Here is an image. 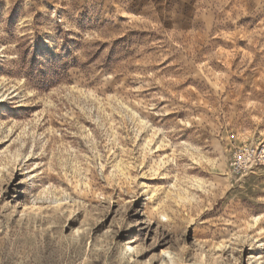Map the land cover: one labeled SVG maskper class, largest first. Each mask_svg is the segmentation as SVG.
Segmentation results:
<instances>
[{"label": "rangeland", "instance_id": "374dc122", "mask_svg": "<svg viewBox=\"0 0 264 264\" xmlns=\"http://www.w3.org/2000/svg\"><path fill=\"white\" fill-rule=\"evenodd\" d=\"M261 142L264 0H0V264H264Z\"/></svg>", "mask_w": 264, "mask_h": 264}, {"label": "built area", "instance_id": "2783aa9c", "mask_svg": "<svg viewBox=\"0 0 264 264\" xmlns=\"http://www.w3.org/2000/svg\"><path fill=\"white\" fill-rule=\"evenodd\" d=\"M234 175H247L253 170L264 174V142L235 148L229 164Z\"/></svg>", "mask_w": 264, "mask_h": 264}, {"label": "bare ground", "instance_id": "6f19581e", "mask_svg": "<svg viewBox=\"0 0 264 264\" xmlns=\"http://www.w3.org/2000/svg\"><path fill=\"white\" fill-rule=\"evenodd\" d=\"M127 246H128V245H127ZM128 250H131V247H130V246L128 247ZM162 255H163V257H164L166 260H168V261L170 262V264H173V257H172V255H171L170 253L165 252V253H163Z\"/></svg>", "mask_w": 264, "mask_h": 264}]
</instances>
